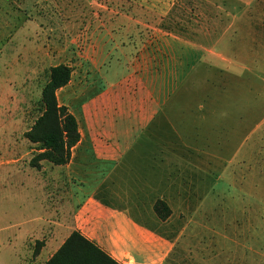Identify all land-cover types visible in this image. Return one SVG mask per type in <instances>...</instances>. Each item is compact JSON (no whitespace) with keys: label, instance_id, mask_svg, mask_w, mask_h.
<instances>
[{"label":"rangeland","instance_id":"rangeland-1","mask_svg":"<svg viewBox=\"0 0 264 264\" xmlns=\"http://www.w3.org/2000/svg\"><path fill=\"white\" fill-rule=\"evenodd\" d=\"M164 52L172 53L167 70L157 67ZM147 56L172 78L168 99L219 106L220 154L202 157L217 171L202 173L211 179L194 188L200 200L187 204L185 218L171 205L175 217L161 235L174 243L166 264H228L227 256L234 257L229 264H264V0H0V264H33L48 238L28 236L25 251V229L49 216V189L37 181L60 179L47 161L43 173L30 165L39 145L24 137L39 114L49 68L71 67L70 81L56 96L83 132L94 127L88 120L97 114L85 116L83 104L110 83L124 80L105 97L122 104L108 108L110 114L142 97L130 77H137L131 73L143 59L145 81ZM230 149L234 156L221 154ZM64 205L62 213L57 206L59 217L66 216ZM121 261L133 264L128 254Z\"/></svg>","mask_w":264,"mask_h":264},{"label":"crops","instance_id":"crops-1","mask_svg":"<svg viewBox=\"0 0 264 264\" xmlns=\"http://www.w3.org/2000/svg\"><path fill=\"white\" fill-rule=\"evenodd\" d=\"M171 56V52L162 53V64L158 63V69H169ZM179 57L182 59L179 68L183 71L186 64L183 65L182 55ZM197 60L196 63H199L202 57L199 62ZM145 62V81L144 75L140 74L144 72L143 59L141 63L139 59L135 61L136 67L131 75L137 77H130L133 84H138V90L142 88L141 98L128 99L123 104L125 109L108 113V108H122L117 99L105 98L111 97L108 95L109 88L122 83L124 80L121 79L116 84L110 83L109 87L83 104L85 116L90 117L95 110L99 114V120L96 119L97 114L88 120V123L94 124L92 129L89 127L82 132L73 113L80 137L71 147L68 161L60 165L47 161L50 172H57L60 179H52L51 176L45 180L41 176L37 181L40 189H49L45 190V194L50 195L51 204L47 209L48 218L39 217L24 232L26 252L28 236L47 233L48 238L36 252L33 264H43L73 230L93 241L119 263H123L121 257L125 254L129 255L133 264H166L170 258L174 243L161 235L166 234L162 229L175 217L171 205H178V219L185 218L187 204L200 200L194 195V188L201 186L206 177L211 179V174L205 177L202 173L217 171L211 161L205 163L202 157H218L220 154L219 106L216 102L187 103L168 99L172 78L165 73L161 75L153 68L156 62L150 61L148 56ZM140 65L143 66L141 71ZM149 67L151 70H148ZM135 70L138 72L135 73ZM86 86L82 87L84 91ZM114 113L115 116L118 114V120ZM95 124L100 128L99 132H95ZM227 139L228 143L234 141L233 137L230 139L227 136ZM221 154L234 156L235 150H225ZM44 161H39V167H35L41 173L45 170ZM157 200L163 201L170 209L163 220L153 209ZM64 203L68 207L66 216L59 217L57 206L62 213L65 211ZM52 212L56 218H52ZM59 218L66 219L68 224L65 225ZM91 220L96 221L98 229L90 226ZM169 227L176 232L175 225ZM177 230L173 235L180 236V228ZM97 235L104 238L99 239ZM141 235L146 236V242L139 239ZM59 236L63 237L57 241L55 237ZM44 252L45 259L39 260ZM226 258L228 264L234 259L233 256ZM24 264L32 263L26 261Z\"/></svg>","mask_w":264,"mask_h":264},{"label":"trees","instance_id":"trees-1","mask_svg":"<svg viewBox=\"0 0 264 264\" xmlns=\"http://www.w3.org/2000/svg\"><path fill=\"white\" fill-rule=\"evenodd\" d=\"M71 77V67L65 64L49 68L46 83L41 89L39 114L24 132L31 143L38 144V152L30 165L39 167V161L46 160L55 165L64 164L70 156V149L79 140L78 124L67 106L59 104L56 91L65 86ZM153 209L160 219H165L169 207L157 200ZM37 252V251H35ZM43 264H121L107 254L93 241L73 230L58 249Z\"/></svg>","mask_w":264,"mask_h":264}]
</instances>
